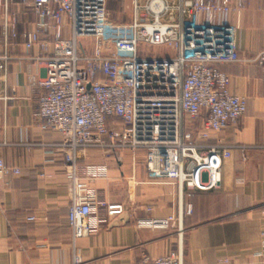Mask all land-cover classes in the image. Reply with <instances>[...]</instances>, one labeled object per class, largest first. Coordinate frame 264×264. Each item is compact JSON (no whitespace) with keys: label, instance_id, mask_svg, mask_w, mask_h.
Masks as SVG:
<instances>
[{"label":"built area","instance_id":"built-area-1","mask_svg":"<svg viewBox=\"0 0 264 264\" xmlns=\"http://www.w3.org/2000/svg\"><path fill=\"white\" fill-rule=\"evenodd\" d=\"M108 1L0 0L1 30L12 39L20 8L36 17L33 31L23 34L24 47L42 52L34 57L45 71L34 82L36 119L42 130L62 136L69 186L61 207L73 246L105 223L104 202L90 185L106 177L107 166L79 164L89 150L117 161L124 152L135 158L141 151L148 180L174 182L180 194L209 192L222 182V146L209 139L246 111V98L229 92L230 78L216 66L247 62L239 55L238 28L229 22L247 0H118L129 3L127 23L111 21ZM152 47L174 55H149ZM252 61L264 95V50ZM198 120L196 129L187 128ZM19 175L0 159V179ZM122 211L120 204L104 208L107 217ZM182 215L136 221L138 229L175 230L180 238L176 251L136 264H183ZM252 257L264 261V233Z\"/></svg>","mask_w":264,"mask_h":264},{"label":"crops","instance_id":"crops-1","mask_svg":"<svg viewBox=\"0 0 264 264\" xmlns=\"http://www.w3.org/2000/svg\"><path fill=\"white\" fill-rule=\"evenodd\" d=\"M22 12L27 22L19 24L17 16V38L0 23V159L20 170L0 179V264H136L144 256L158 258L179 248V236L175 230L138 229L136 221L179 219L181 213L183 264H264L252 257L264 233V95L260 68L252 61L264 50V0H247L239 14L229 16L247 62L216 66L229 76V92L246 98L244 115L209 139L222 146L220 188L180 194L174 182L147 179L141 151L135 158L124 152L117 161L89 150L79 164L107 166L106 177L90 185L104 202L99 214L105 223L75 246L61 207L69 186L62 136L42 130L36 119L40 90L34 82L44 76V64L34 60L42 52L26 50L23 37L33 31L36 17ZM106 204H120L123 211L107 217Z\"/></svg>","mask_w":264,"mask_h":264},{"label":"rangeland","instance_id":"rangeland-1","mask_svg":"<svg viewBox=\"0 0 264 264\" xmlns=\"http://www.w3.org/2000/svg\"><path fill=\"white\" fill-rule=\"evenodd\" d=\"M129 6V3H122L118 0H109L107 3V9L110 12V19L111 21L115 22V23H127L130 21V11L127 8ZM20 10V14L18 15L19 17V24H21V21H26L24 18V16L22 15L25 12H22L21 8ZM26 11V10H25ZM18 19V18H17ZM3 20V15H2V11H1V7H0V23ZM27 22V21H26ZM18 24V25H19ZM24 24V23H23ZM17 25V26H18ZM22 25V24H21ZM26 26V24H25ZM149 55H154V56H167V57H171L174 55V52L172 49L166 48V47H152L149 48ZM192 127L194 129H196L197 127L194 126V124L192 123H188V129H192Z\"/></svg>","mask_w":264,"mask_h":264},{"label":"trees","instance_id":"trees-1","mask_svg":"<svg viewBox=\"0 0 264 264\" xmlns=\"http://www.w3.org/2000/svg\"><path fill=\"white\" fill-rule=\"evenodd\" d=\"M194 126H195V127H197V126H198V123H197V121H196V122H194Z\"/></svg>","mask_w":264,"mask_h":264}]
</instances>
